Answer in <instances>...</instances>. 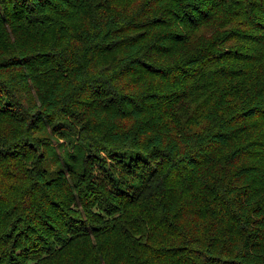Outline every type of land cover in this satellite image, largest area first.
Returning a JSON list of instances; mask_svg holds the SVG:
<instances>
[{"label": "trees", "instance_id": "trees-1", "mask_svg": "<svg viewBox=\"0 0 264 264\" xmlns=\"http://www.w3.org/2000/svg\"><path fill=\"white\" fill-rule=\"evenodd\" d=\"M0 264H264V0H0Z\"/></svg>", "mask_w": 264, "mask_h": 264}]
</instances>
